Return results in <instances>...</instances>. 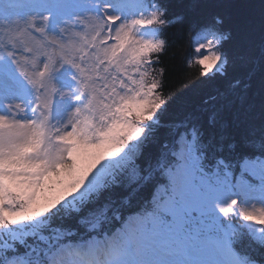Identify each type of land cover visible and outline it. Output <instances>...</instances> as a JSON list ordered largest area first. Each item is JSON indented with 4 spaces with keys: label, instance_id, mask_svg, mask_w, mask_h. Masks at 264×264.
I'll return each mask as SVG.
<instances>
[{
    "label": "snow or ice",
    "instance_id": "1",
    "mask_svg": "<svg viewBox=\"0 0 264 264\" xmlns=\"http://www.w3.org/2000/svg\"><path fill=\"white\" fill-rule=\"evenodd\" d=\"M242 7L0 0V264H264V0ZM177 24L194 106L154 75Z\"/></svg>",
    "mask_w": 264,
    "mask_h": 264
},
{
    "label": "trees",
    "instance_id": "2",
    "mask_svg": "<svg viewBox=\"0 0 264 264\" xmlns=\"http://www.w3.org/2000/svg\"><path fill=\"white\" fill-rule=\"evenodd\" d=\"M234 3L246 5L237 9L239 12L253 13L258 15L261 0H233ZM167 43L164 51L154 54L153 59H157V72L161 83L160 91L166 100L171 103L178 96H184L190 105L199 103L200 96L204 94L199 76V67L195 64L188 67V60L195 55L192 51L187 35L179 24L168 28L163 37ZM163 70L162 73L160 70ZM173 115L176 112L173 111ZM258 100L255 106L254 119L259 121ZM234 134H238L236 129H230Z\"/></svg>",
    "mask_w": 264,
    "mask_h": 264
},
{
    "label": "bare ground",
    "instance_id": "3",
    "mask_svg": "<svg viewBox=\"0 0 264 264\" xmlns=\"http://www.w3.org/2000/svg\"><path fill=\"white\" fill-rule=\"evenodd\" d=\"M154 75H155L156 79L159 80V74H158V72H157V67H156V65H155V73H154Z\"/></svg>",
    "mask_w": 264,
    "mask_h": 264
},
{
    "label": "rangeland",
    "instance_id": "4",
    "mask_svg": "<svg viewBox=\"0 0 264 264\" xmlns=\"http://www.w3.org/2000/svg\"><path fill=\"white\" fill-rule=\"evenodd\" d=\"M154 55V54H153ZM152 59H153V57H152Z\"/></svg>",
    "mask_w": 264,
    "mask_h": 264
}]
</instances>
